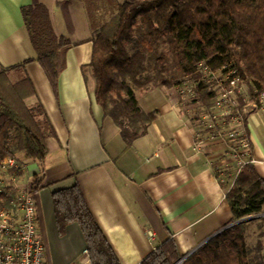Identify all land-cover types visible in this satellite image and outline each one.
Wrapping results in <instances>:
<instances>
[{
    "label": "trees",
    "instance_id": "16d2710c",
    "mask_svg": "<svg viewBox=\"0 0 264 264\" xmlns=\"http://www.w3.org/2000/svg\"><path fill=\"white\" fill-rule=\"evenodd\" d=\"M86 3L92 30L89 68L94 99L116 125L126 147L146 133L156 114L140 107L137 91L162 88L180 94L189 85L191 93L180 101L196 111V118L200 108L210 111L218 93L214 83L203 77V68L229 70L254 88H264V0H121L104 6L109 13L98 20L93 16L96 0ZM20 12L33 59L56 94L71 43L54 30L48 8L40 0L21 6ZM162 43L168 53L161 49ZM31 60L0 67V161L6 156H23L34 164L22 189L36 202L45 177L46 140L55 133L40 102L27 101L36 96L24 71ZM245 121L243 114L240 127L249 150ZM240 138L232 139L231 145H240ZM248 154L242 152L244 163L235 168L225 199L233 222L252 216L254 220L224 228L181 264H264V179ZM19 191L0 186V209L8 208ZM51 198L60 232L71 222L78 224L89 264H119L77 183L52 192ZM250 222L258 231L252 246L245 237ZM179 258L175 242L167 238L139 264H176Z\"/></svg>",
    "mask_w": 264,
    "mask_h": 264
},
{
    "label": "crops",
    "instance_id": "0c3cea01",
    "mask_svg": "<svg viewBox=\"0 0 264 264\" xmlns=\"http://www.w3.org/2000/svg\"><path fill=\"white\" fill-rule=\"evenodd\" d=\"M47 1L54 27L71 37L56 94L33 59L20 12L32 0H0V67L32 58L24 71L36 96L27 101L40 102L55 133L46 140L45 177L36 198L46 264H81L85 242L80 228L71 222L58 230L51 198L74 183L119 264H139L167 238L184 259L233 223L225 199L236 168L230 146L220 138L201 139L204 128L189 115L194 110L173 99L172 90L156 88L136 92L140 107L156 114L146 133L126 147L94 99L90 8L81 0ZM93 8L96 20L109 13L101 5ZM245 131L250 149L243 151L264 179L262 111L246 114ZM253 223L245 230L248 245L250 236L256 242Z\"/></svg>",
    "mask_w": 264,
    "mask_h": 264
},
{
    "label": "built area",
    "instance_id": "2783aa9c",
    "mask_svg": "<svg viewBox=\"0 0 264 264\" xmlns=\"http://www.w3.org/2000/svg\"><path fill=\"white\" fill-rule=\"evenodd\" d=\"M202 72L207 82L214 83L218 93L209 112L200 108V115L196 118H193L195 110L189 115L199 127L204 128L201 139L220 138L228 143L235 165L239 168L244 163L241 154L248 149L240 127L242 115L255 109L264 113V88L256 89L251 83L231 75L229 70L222 72V68L217 71L203 68ZM191 91L190 86L185 85L180 90V100ZM237 136L241 137L238 141L240 145L233 147L231 141ZM17 168L14 157L6 156L0 161V173L9 177L8 185L2 184L0 179V186L13 187L11 183L18 174ZM148 237L152 238L151 231ZM83 254L81 264H89L86 250ZM44 257V244L37 228L35 199L28 190L20 188L18 197L11 201L10 206L0 209V264H46ZM182 260L179 258L176 264H181Z\"/></svg>",
    "mask_w": 264,
    "mask_h": 264
},
{
    "label": "rangeland",
    "instance_id": "374dc122",
    "mask_svg": "<svg viewBox=\"0 0 264 264\" xmlns=\"http://www.w3.org/2000/svg\"><path fill=\"white\" fill-rule=\"evenodd\" d=\"M76 1V0H75ZM82 2L83 1H85V3H86V0H81ZM93 2H95V0H92ZM121 0H96V4L98 5V6H100V5H103V6H108L110 3H118V2H120ZM41 3H43V4H45L46 6L48 5V1L47 0H41ZM84 3V4H85ZM48 8V7H47ZM50 23H51V25H52V27L54 28V30L56 31V32H58V30H57V28L56 27H54V25H53V22H52V20H51V18H50ZM59 33V32H58ZM61 34V33H60ZM66 37H67V39L69 40V39H71V37L69 38V36L68 35H65ZM75 37H72V39H74ZM161 49L162 50H164L165 52H167L168 53V50H167V47H166V45L165 44H161ZM171 90H172V97H173V99H176L177 101H180V94H179V92L178 91H176L175 89H170V92H171ZM15 159H16V164H17V166H18V168L17 169H19L20 171H21V173H18V174H16V176H15V178H14V180H13V182L11 183V185L13 186V187H11V188H18V189H22V188H24L25 187V183H26V180H28V177L30 176V170H34V168H35V166H34V164H32V163H30L27 159H25L23 156H18V157H15ZM30 164V165H29ZM4 174H1L0 173V179H1V183L2 184H4V185H6L7 183H8V176H6V175H4ZM10 184V183H9ZM8 185V184H7ZM254 218L255 217H251V220H254ZM250 220V221H251ZM254 223H253V225L251 226V228L253 229L254 227ZM254 239H255V237L254 236H250L249 238H248V241H249V243H250V245H253V243H254ZM263 242H264V237H263Z\"/></svg>",
    "mask_w": 264,
    "mask_h": 264
},
{
    "label": "water",
    "instance_id": "95a60500",
    "mask_svg": "<svg viewBox=\"0 0 264 264\" xmlns=\"http://www.w3.org/2000/svg\"><path fill=\"white\" fill-rule=\"evenodd\" d=\"M249 219H251V217L243 218V219H241V220H238V221L233 222L231 225L236 224V223H238V222H240V221H245V220H249Z\"/></svg>",
    "mask_w": 264,
    "mask_h": 264
}]
</instances>
